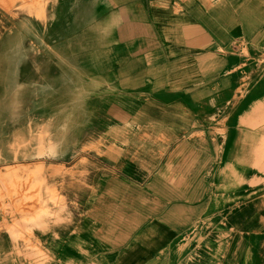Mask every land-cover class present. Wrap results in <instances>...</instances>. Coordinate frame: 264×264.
I'll return each instance as SVG.
<instances>
[{"label":"rangeland","instance_id":"obj_1","mask_svg":"<svg viewBox=\"0 0 264 264\" xmlns=\"http://www.w3.org/2000/svg\"><path fill=\"white\" fill-rule=\"evenodd\" d=\"M196 1L71 0L74 8L67 9V0H58L65 8L55 19L54 8L47 4L46 14L35 22L38 34L29 36L18 69L0 70V107L17 106L14 118H0V186L17 185L27 193L31 190L26 185H41L37 199L29 195L20 204L33 205L35 211L45 199L44 219L55 218L63 213V207L55 205L57 199L72 198V192L64 195L60 186L73 185L79 178L83 202L88 185L93 193L99 191L97 183L104 185L106 175L103 170L97 172V164L105 167L104 151L108 150L111 161L117 150L115 143L106 141L104 131L129 132L126 118L135 112L121 108V96L125 101L140 98L156 104L180 100L199 119L201 126L196 127L211 134L219 150L222 144L226 147L224 168L230 179L210 191L208 211L182 239L178 264H264V254L255 256L263 234L256 237L237 229L239 218L257 216L264 208V182L260 181L264 179V0H206L235 9L242 25L250 29L247 37L199 51L206 58L181 63L157 85L146 79L137 93L110 92L142 68L141 61L135 62L137 50L150 56L144 60L147 69L159 64L153 55L158 57L160 40H177L182 35L178 27L190 22L188 12L192 14L193 7L189 5ZM56 22H63L61 29H56ZM18 45L12 43V47ZM8 57L7 63L12 62ZM158 85L166 90L160 92ZM3 202L2 196L0 205ZM7 216L0 217L1 235L26 233L27 228L31 230L26 222L38 230L46 226L31 211ZM32 238L46 246L43 238ZM251 245L255 248L249 251ZM39 259L40 254L0 260L25 264L40 263Z\"/></svg>","mask_w":264,"mask_h":264},{"label":"crops","instance_id":"obj_2","mask_svg":"<svg viewBox=\"0 0 264 264\" xmlns=\"http://www.w3.org/2000/svg\"><path fill=\"white\" fill-rule=\"evenodd\" d=\"M200 1L189 5L193 7L192 14L188 12L191 20L178 27L182 35L177 40L163 35L164 39L156 41L162 46L158 57L153 55L159 64L147 69L144 60L150 56L137 50L135 62L141 61L142 68L110 92L137 93L146 79L157 85L181 63L206 58L199 51L247 37L250 29L242 25L235 9L206 0L200 5ZM216 5L219 8H213ZM205 76L209 75L202 78ZM157 87L163 89L160 92L166 90L163 85ZM119 100L124 103L122 109L135 112L126 118L129 132L104 135L117 148L111 161L108 150L104 151L105 167L97 164V172L103 170L106 175L104 185L97 183L96 193L88 185L83 202L79 178L73 185L60 186L58 190L64 195L71 191L72 198L57 199L55 205L62 206L63 213L47 216L46 226L27 228L26 238L36 232L47 242L41 247L32 238V244H26L21 253L25 258L40 254V263L25 264H178L182 239L208 211L210 191L219 188V166L224 168L226 147L222 144L220 151L213 136L196 127L201 126L199 119L180 100L157 101L159 104L140 98L125 101L124 96ZM41 201L44 205L45 199ZM5 253L11 254L3 241L0 254Z\"/></svg>","mask_w":264,"mask_h":264},{"label":"bare ground","instance_id":"obj_3","mask_svg":"<svg viewBox=\"0 0 264 264\" xmlns=\"http://www.w3.org/2000/svg\"><path fill=\"white\" fill-rule=\"evenodd\" d=\"M49 3L51 4V8H54L51 11V15L54 16L53 19L59 18V15L62 13L65 7L67 9L74 8V5L71 4V0H67V6L65 7L60 6L58 4V0H43V1L42 0H0V10H2L3 12V15L0 17V22L3 23L0 27V70H4V71L6 70L7 73H13L18 69L20 65V61L22 60L21 58H23L22 55L26 54L25 46H27L28 49L29 36L31 34L34 35L38 34L39 30L38 27H36L37 24L35 22L37 21L38 18H42L46 14L47 12L46 5ZM169 21L171 22V19H169ZM177 21L178 20H175V22ZM57 22L55 23V27L57 30H59L61 29L63 22H61L60 24H58ZM41 32L43 33L44 30ZM15 41L19 42L18 47H12V43ZM62 48H63V44L60 46L57 45L58 50H61ZM7 55H9L8 58H11L12 62L7 63L5 59ZM9 106L10 105L0 107V118L13 117L15 115L16 112L15 109L17 108V106H11L13 108H10ZM27 117H32V114H30V116ZM243 120L245 119L243 118ZM104 133L106 135L108 133H111V131L105 130ZM227 172L228 171L225 170V168L219 166V172H218L219 185H224L225 181L230 179V174ZM262 172H264V164L262 166ZM260 181L264 182V179H261ZM8 186L12 187L13 189L12 193H10ZM8 186L6 185L0 186V198L2 201V196H3V201H4L0 205V217L1 215L4 218L6 215L11 216L12 214L17 212L22 214L27 211H31V213L35 217L39 218L38 223H42L43 221L46 220L44 219L42 205H40L38 209L35 208L36 210L34 211L33 205H30V207L27 208L25 205L20 204V201H25L29 195L32 196V199H37V191L38 189H40L41 185H26L31 190L27 193L22 192L20 188L17 187V185H8ZM22 186H24L25 188V185ZM14 196H19V197H14ZM256 202L253 205V209L254 207L257 206ZM245 208L250 209L247 207ZM26 224L30 227L33 226L28 224L27 222ZM237 229L239 232L252 233L256 237L258 235L263 234V239H264V208L259 211V214L257 216L252 215V216H245L244 218H239ZM24 235L25 233L7 232L5 237H0V252L1 249L3 248V241H5L7 244V249L11 253V254L5 253L4 256H1L2 254H0L1 260H6L15 255L16 256L24 255L23 253H21V249H24L23 247L26 246V244H32V237H34V235L33 236L27 235L26 238ZM254 248L255 247L251 245L249 251H252ZM263 248H264V240L260 242L259 245L255 248L256 257L261 256V254H264ZM14 250H16L15 253L13 252ZM180 251H183L182 247L180 249L178 248V254H177L178 260L180 259L179 254L182 253Z\"/></svg>","mask_w":264,"mask_h":264}]
</instances>
